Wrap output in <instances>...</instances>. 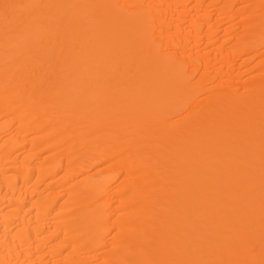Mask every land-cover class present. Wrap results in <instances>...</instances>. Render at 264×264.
I'll return each instance as SVG.
<instances>
[{
	"label": "bare ground",
	"instance_id": "obj_1",
	"mask_svg": "<svg viewBox=\"0 0 264 264\" xmlns=\"http://www.w3.org/2000/svg\"><path fill=\"white\" fill-rule=\"evenodd\" d=\"M0 264H264V0H0Z\"/></svg>",
	"mask_w": 264,
	"mask_h": 264
}]
</instances>
